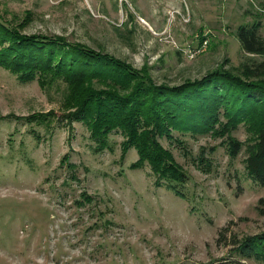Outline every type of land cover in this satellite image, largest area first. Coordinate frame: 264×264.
<instances>
[{
    "label": "rangeland",
    "instance_id": "rangeland-1",
    "mask_svg": "<svg viewBox=\"0 0 264 264\" xmlns=\"http://www.w3.org/2000/svg\"><path fill=\"white\" fill-rule=\"evenodd\" d=\"M0 25L147 70L156 87L175 88L214 70L243 81L250 56L236 31L257 25L264 38V0H0ZM18 37L1 34L13 45ZM62 89L44 91L0 67V264H233L229 243L264 232V187L243 164L263 109L230 131L242 143L235 159L222 137L158 139L188 176L181 198L156 186L146 165L130 169L137 154H122L119 132L109 134V149L94 151L84 125L63 120ZM48 112L50 123L27 119ZM202 150L210 170L197 165Z\"/></svg>",
    "mask_w": 264,
    "mask_h": 264
},
{
    "label": "trees",
    "instance_id": "trees-1",
    "mask_svg": "<svg viewBox=\"0 0 264 264\" xmlns=\"http://www.w3.org/2000/svg\"><path fill=\"white\" fill-rule=\"evenodd\" d=\"M4 33L11 38L18 37L0 25V47L8 45L0 52L1 68L10 71L22 83L36 81L44 91L63 86L62 118L69 125L73 122L84 125L95 143L94 151L109 149V134L119 132L122 154L129 149L137 154L130 169L146 165L156 186L165 185L181 198L188 176L158 139L176 141L173 132L190 133L192 137L208 134L213 138L222 137L228 156L235 159L242 143L234 139L230 131L238 122L253 117L256 108L264 110V38L257 25L236 31L241 50L250 56V63L240 68L243 81L235 75L214 70L208 77L186 81L175 88L156 87L147 70L136 71L82 47L68 45L67 49L57 38L19 36L18 45H13L9 40V43L4 42L1 38ZM48 113H37L27 119L37 124L50 123L47 116L51 113ZM221 117L228 118L224 126H220ZM213 150L211 148V152ZM198 159L197 165L210 170L211 163L204 150ZM243 164L247 177L264 187V118L258 124L254 144L245 148ZM258 209L264 215V198L259 199ZM231 242V259L234 256L239 259L230 263L245 264L240 259L264 260V232L240 243Z\"/></svg>",
    "mask_w": 264,
    "mask_h": 264
}]
</instances>
